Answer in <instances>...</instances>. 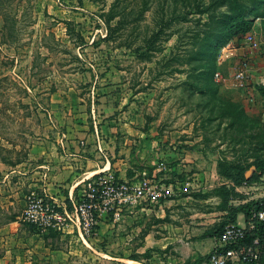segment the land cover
<instances>
[{
  "label": "rangeland",
  "instance_id": "1",
  "mask_svg": "<svg viewBox=\"0 0 264 264\" xmlns=\"http://www.w3.org/2000/svg\"><path fill=\"white\" fill-rule=\"evenodd\" d=\"M261 1L0 0L2 124L24 129L28 143L54 140L48 93L69 97V110L82 119L95 93L106 91L122 98L119 112L126 111V121L138 130L119 134V141L126 135L133 141L127 160H137L136 177L148 170L162 179V119L169 128L185 129L181 138L206 141L209 166L222 177L210 178L212 187L205 181V191L178 192L174 230L170 214L162 216L161 198L128 213L114 234L93 246L146 264H213L214 235L228 220L244 221L239 206L264 197V174L238 185L226 175H237L235 163L250 167L264 159V93L253 102L246 89L231 83L238 62L223 64L216 55L229 17L240 8L252 12ZM258 53L264 74V46ZM155 152L149 165L144 159ZM252 173L251 166L246 175ZM240 185L246 190L238 191ZM172 232L179 237L174 243ZM69 247L80 251L72 254L74 264H130L75 239Z\"/></svg>",
  "mask_w": 264,
  "mask_h": 264
},
{
  "label": "crops",
  "instance_id": "2",
  "mask_svg": "<svg viewBox=\"0 0 264 264\" xmlns=\"http://www.w3.org/2000/svg\"><path fill=\"white\" fill-rule=\"evenodd\" d=\"M235 54L236 56L221 63L232 62L233 58L238 62L236 67L242 62L250 63L249 73L253 79L250 88L253 89L254 102L260 92V86L255 84L256 80L263 76L258 70L259 53L239 47ZM247 91L250 96L249 90ZM94 97L95 100L88 104V110L80 114L84 117L79 119L78 114L72 115L69 110V97L62 93H48L50 108L47 111L54 140L47 139L40 143L38 140L33 142L30 138L28 143L23 140L24 129L16 125L7 126L0 121V264H74L72 254L80 255L79 250L69 247V240L74 239L91 247L98 254L114 259H134L121 255L114 257L99 245L93 246L95 240L103 235L114 234L120 225H113L109 220L100 225L97 235L85 240L75 224L64 232H43L22 219L27 195L33 190L42 191L45 188L50 195L71 205V194L77 195L78 182L87 175L112 169L122 178L133 179L141 171L135 170L133 163L137 160H127L130 156L128 150L133 148L129 135H126L125 141H119L120 132H138L126 121V111L119 112L122 98L101 90ZM184 132L185 129L167 127L162 119V151L161 154L158 153L159 158L162 157L160 161L166 165L165 168L162 167V182L170 191H176L170 199L162 202V216L170 214L167 221L173 230L176 225V202L180 200L178 192L205 191L202 188L205 181L212 187L214 184H210V178H222L217 166L214 169L209 166L212 165V157L209 155L207 142L202 139H183L181 136ZM24 145L28 151L25 156ZM135 154L138 159L139 151ZM156 158L155 152L154 157L149 156L144 160L151 165ZM46 174L47 178L44 179ZM187 181H191L193 185L185 190ZM237 190L245 191L246 187L240 185ZM165 206L168 207L164 208ZM241 214L244 221H238L245 223L246 214L240 211L239 215ZM217 236L214 235V245ZM177 239L179 237L172 232L169 242L174 243Z\"/></svg>",
  "mask_w": 264,
  "mask_h": 264
},
{
  "label": "built area",
  "instance_id": "3",
  "mask_svg": "<svg viewBox=\"0 0 264 264\" xmlns=\"http://www.w3.org/2000/svg\"><path fill=\"white\" fill-rule=\"evenodd\" d=\"M264 46V15L255 18L254 25L246 34L236 37L223 45L218 53L222 62L235 55L236 49L245 47L249 51L259 52ZM250 63L242 62L237 66L233 84L249 90L254 100ZM220 75L219 72L216 73ZM257 86H264V74L256 80ZM249 87V88H248ZM166 167L160 162L157 169ZM156 171L144 170L140 177L125 179L116 171L107 169L93 175H87L78 182V193L71 194V205L50 195L45 188L33 190L27 195L22 219L40 231H67L76 225L81 237L89 240L98 234L100 225L111 221L113 225L124 221L128 213L140 209L145 211L152 203L162 202L172 194L156 178ZM47 178V174L44 175ZM193 185L187 181L185 190ZM40 191V192H39ZM260 224V226H259ZM264 209L253 212L245 223L230 221L224 225L211 250L213 264H261L264 253ZM257 229L256 232L253 230Z\"/></svg>",
  "mask_w": 264,
  "mask_h": 264
},
{
  "label": "trees",
  "instance_id": "4",
  "mask_svg": "<svg viewBox=\"0 0 264 264\" xmlns=\"http://www.w3.org/2000/svg\"><path fill=\"white\" fill-rule=\"evenodd\" d=\"M241 7H244V6H241ZM258 15H264V0L261 1L259 6H255L252 12L244 11V8H240L236 14L230 16L227 23H225L222 27L224 33L222 34V37L218 40L219 46H218L216 55H218L220 48L223 45H225L228 41H230L234 37H241L242 35L246 34L250 29H252L254 22H255V18ZM259 89L264 93V86H260ZM239 164L240 163L233 164L235 166L234 169H236L237 175L234 174V172H232V174L236 175V177L234 175L232 177L231 173H228V174L225 173L229 178L236 179L235 183L237 185L242 184L244 182L257 181L264 174V159H260L258 161L256 160L251 163V166L253 168V173L251 176L246 175V171L249 168H251V166L242 167ZM234 179H233V182H234ZM223 187L225 188V191H231L230 188H232L231 185L229 184ZM238 208L245 212L246 221H249L254 211L258 209H264V197H262L261 199H257V200H251L249 201V203H244ZM230 221L237 222L238 220H228L224 223V225ZM221 230L217 233V235L220 234ZM253 231L256 232L257 229ZM130 258L141 260L140 258L135 257V256H130ZM261 264H264V253H263Z\"/></svg>",
  "mask_w": 264,
  "mask_h": 264
},
{
  "label": "bare ground",
  "instance_id": "5",
  "mask_svg": "<svg viewBox=\"0 0 264 264\" xmlns=\"http://www.w3.org/2000/svg\"><path fill=\"white\" fill-rule=\"evenodd\" d=\"M126 261H128V263L130 264H144L143 262H141L140 260H134V259H125Z\"/></svg>",
  "mask_w": 264,
  "mask_h": 264
}]
</instances>
